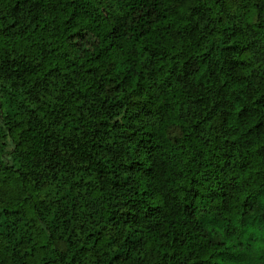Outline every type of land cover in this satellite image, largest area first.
I'll list each match as a JSON object with an SVG mask.
<instances>
[{"label": "trees", "instance_id": "16d2710c", "mask_svg": "<svg viewBox=\"0 0 264 264\" xmlns=\"http://www.w3.org/2000/svg\"><path fill=\"white\" fill-rule=\"evenodd\" d=\"M0 264H264V0H0Z\"/></svg>", "mask_w": 264, "mask_h": 264}]
</instances>
